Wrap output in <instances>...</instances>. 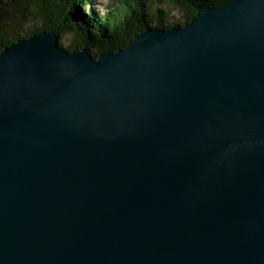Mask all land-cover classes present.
Segmentation results:
<instances>
[{
    "label": "water",
    "instance_id": "1",
    "mask_svg": "<svg viewBox=\"0 0 264 264\" xmlns=\"http://www.w3.org/2000/svg\"><path fill=\"white\" fill-rule=\"evenodd\" d=\"M195 12L2 49L0 264H264V0Z\"/></svg>",
    "mask_w": 264,
    "mask_h": 264
},
{
    "label": "trees",
    "instance_id": "2",
    "mask_svg": "<svg viewBox=\"0 0 264 264\" xmlns=\"http://www.w3.org/2000/svg\"><path fill=\"white\" fill-rule=\"evenodd\" d=\"M95 1L0 0V52L18 39L43 30H57L60 36L73 35L77 45H84L86 23L100 49L116 50L126 47L147 27L187 23L195 16L199 0H112L105 14L94 9ZM204 1L219 4L222 0ZM93 54L98 56V52Z\"/></svg>",
    "mask_w": 264,
    "mask_h": 264
},
{
    "label": "rangeland",
    "instance_id": "3",
    "mask_svg": "<svg viewBox=\"0 0 264 264\" xmlns=\"http://www.w3.org/2000/svg\"><path fill=\"white\" fill-rule=\"evenodd\" d=\"M110 1H112V0H96L95 2H94V4H92L93 5V7H94V9L96 10V11H99L101 14H105L106 13V9H107V4H109L110 3ZM26 28H29L28 26L26 27ZM71 39H70V38ZM74 38V36L72 35H70V36H67L66 37V39H65V41H66V43H70V41L72 40Z\"/></svg>",
    "mask_w": 264,
    "mask_h": 264
}]
</instances>
